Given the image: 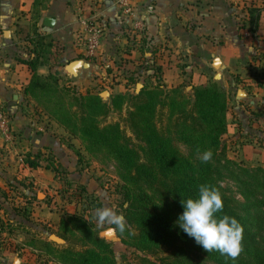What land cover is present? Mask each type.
<instances>
[{"label": "crops", "instance_id": "crops-1", "mask_svg": "<svg viewBox=\"0 0 264 264\" xmlns=\"http://www.w3.org/2000/svg\"><path fill=\"white\" fill-rule=\"evenodd\" d=\"M114 3L0 0V106L14 136L12 143L0 138V166L13 169L16 165L24 172L18 180L42 187L59 183L58 177L43 166L27 167L24 156L49 154L62 167L76 164L67 141L76 145L77 140L37 110L34 101L23 93L31 72L22 61L37 55L36 73L42 77L56 74L63 84L61 76L71 78L64 71L65 65L86 59L84 21L100 28V46L95 57L88 60L89 68L80 70L77 79L102 69L103 64L110 65L113 72L125 70L119 89L110 88L115 80L110 72L96 80L110 90L106 95L129 91L130 85H135L136 91L144 86H185L192 94L194 87L206 84L205 71L215 70L212 61L218 57V83L229 92L227 156L256 158L264 166V0H135L134 20L121 17ZM250 15L257 18L252 28ZM45 18L53 20L52 26L43 23ZM135 21L141 29L132 27ZM127 29L135 32L133 43L128 42ZM234 79L238 83L231 89ZM70 84H76L75 80ZM5 152L11 159L15 156V164L10 163L14 166L8 164ZM15 181L16 177L0 169L1 211L10 194L14 195ZM38 203L41 205V200Z\"/></svg>", "mask_w": 264, "mask_h": 264}, {"label": "trees", "instance_id": "trees-1", "mask_svg": "<svg viewBox=\"0 0 264 264\" xmlns=\"http://www.w3.org/2000/svg\"><path fill=\"white\" fill-rule=\"evenodd\" d=\"M256 20V16L250 15V28L255 27ZM22 62L31 72L23 93L34 101L36 109L60 125L70 138L80 139L86 151H105L116 161L125 183L127 206L124 209V217L127 226L133 230L130 231L126 227L125 232L132 238L133 246L142 251L168 248L171 254L162 259L160 264H184L182 259H189L192 255H200L215 264H264V250L257 246L252 236L247 233L248 220L238 212L239 202L228 194L218 179L217 167L220 163H233L226 156L222 144L227 134L229 92L216 84L196 86L193 88L190 103L176 100L179 86L173 87L171 94L166 95L161 86L156 85L152 89L144 86L135 94L129 91L110 94V101L106 102L99 92L81 93L74 91L69 85L59 84L56 74L50 73L46 77L38 75L37 55L36 58L31 57ZM230 83L233 89L238 81L234 79ZM69 94L73 104L65 108L63 97ZM53 101H56V105L50 108L48 104ZM127 101L131 102L128 106L127 122L134 135L141 138L145 144L142 147L143 159L124 143V136L118 124L99 125V117L110 111L120 110ZM158 106H168L170 122L181 142L194 153L202 154L210 150L211 160L193 161L178 151L172 137L161 133L153 122ZM73 107L77 109L71 111ZM42 162H46V165ZM23 163L32 169L43 166L58 172V164L54 159L42 157L39 153L24 156ZM201 184L215 186L223 199L222 214L236 218L242 225L241 246L245 257L231 260L218 251L206 252L175 224L182 212L180 201L195 197ZM255 205L256 203L251 204L252 207ZM251 206L246 205L245 208ZM60 218V231L71 234L81 242L79 250L69 246L61 249L51 248L60 263L116 264L108 244L92 229L86 218L65 212ZM0 222L1 233L4 225L1 220ZM61 236L67 240L62 233ZM144 261L146 264H158L148 259Z\"/></svg>", "mask_w": 264, "mask_h": 264}, {"label": "rangeland", "instance_id": "rangeland-1", "mask_svg": "<svg viewBox=\"0 0 264 264\" xmlns=\"http://www.w3.org/2000/svg\"><path fill=\"white\" fill-rule=\"evenodd\" d=\"M132 30L134 31V29ZM128 32L130 31L128 30ZM134 33H129L128 42H134L136 38ZM104 65H102V69H96L82 79H73L76 84H70L72 83V78L61 76L62 85H69L74 91L81 93L85 91L99 92L98 94L103 100L109 102L110 95H106L105 92L110 90L104 87L106 85H102L96 80L99 79L101 81L105 73L110 72L115 77L114 83L110 88L113 90L119 89V86H121L119 79H121L120 77L123 76L125 70L118 69L113 72V68L111 69L110 65ZM114 67H117V63ZM218 70L219 68L209 72L205 71L207 73L205 86L216 84L221 87L218 83L219 78L215 77L216 74H219ZM172 88L164 87L161 90L164 94L170 95ZM129 89L130 93L135 94L137 92L135 85H130ZM192 95L193 90L191 94L188 87L179 86L175 98L179 101L191 103ZM70 97L71 94L63 97L65 108L69 107V104H73ZM163 97L164 95H162ZM53 102L48 104L50 108L55 107L56 101ZM125 103L120 110L110 111L108 114L99 117V125L118 124L124 136V143L135 150L140 159H143L142 147L145 144L141 138H137L134 135L127 122V111L131 102L127 101ZM76 109L77 107H73L70 110ZM169 113L168 106L157 107V111L153 116L156 128L161 133L172 137L174 146L183 156L193 161L199 160L201 154L192 152L178 138L170 122ZM229 122L230 120L227 121V123ZM225 139L222 141L224 147L226 146ZM76 140L77 146L67 141V145L74 152L76 164L69 166L70 168L56 164L58 172L54 173L59 179L57 184H48L42 187L36 186L32 182H24L22 178L18 180L24 172L16 165L13 169L10 167L4 169L0 166L1 172L3 171L9 173L11 177H16L14 195L10 194L9 199L4 202V211L0 210V220L4 225V230L0 233V264H62L51 251V248L61 249L69 246L76 250L81 249L79 240L72 237L69 233L60 231V217L63 212L76 213L86 218L92 229L108 244L111 249V257H113L116 264H146L145 259L160 264L162 259L170 256L171 251L168 248L162 247L152 251H142L133 246L132 238L125 231L123 233L118 230L114 231V225L100 224L96 221L93 214L97 208L109 207L124 215V209L127 206L125 201V183L121 177L122 171L113 158L105 151H86L81 140L78 138ZM10 156V154L5 152L8 164H15L12 161L15 156H12V159ZM44 157H50V155L48 154ZM229 159L233 161L232 164L221 162L217 167L219 182L228 194L239 202L238 212L248 220L246 223L247 233L252 236L257 246L264 250V166L261 165L263 162L256 158L254 160L241 159L239 157ZM42 164L45 166L46 162H42ZM81 180L82 182H80ZM23 191L26 193L25 196L22 194L24 193ZM38 191L41 193V197H39L41 199L37 198ZM40 200L41 205L38 203ZM253 203H256V205L252 207L251 204ZM246 205L251 207L245 208ZM127 227L130 231H133L131 227ZM61 233L65 235L67 240L62 238ZM38 256L40 257L39 259L43 260H37ZM243 257L245 255L242 248L241 253L235 259ZM181 262L184 264H215L200 255H192L189 259H182Z\"/></svg>", "mask_w": 264, "mask_h": 264}, {"label": "clouds", "instance_id": "clouds-1", "mask_svg": "<svg viewBox=\"0 0 264 264\" xmlns=\"http://www.w3.org/2000/svg\"><path fill=\"white\" fill-rule=\"evenodd\" d=\"M211 158L210 150L200 156L202 162H208ZM180 203L182 212L175 224L184 234L206 252L218 251L231 259L239 256L242 251L243 227L236 218L222 214L224 203L215 186L201 184L195 197L186 198ZM93 215L100 224L114 225V231L123 233L126 230L124 215L109 207L97 208Z\"/></svg>", "mask_w": 264, "mask_h": 264}, {"label": "built area", "instance_id": "built-area-1", "mask_svg": "<svg viewBox=\"0 0 264 264\" xmlns=\"http://www.w3.org/2000/svg\"><path fill=\"white\" fill-rule=\"evenodd\" d=\"M115 8L117 13L125 19H135V0H115ZM83 32L85 34V49L83 59L88 62L95 57L97 50L100 46L101 30L98 26L94 25L91 21H84ZM133 28L141 29L142 25L135 21ZM264 86V81H263ZM0 138L5 141L12 143L14 136L11 133L8 118L4 113L3 107L0 106ZM22 161V158L20 159Z\"/></svg>", "mask_w": 264, "mask_h": 264}, {"label": "water", "instance_id": "water-1", "mask_svg": "<svg viewBox=\"0 0 264 264\" xmlns=\"http://www.w3.org/2000/svg\"><path fill=\"white\" fill-rule=\"evenodd\" d=\"M52 19L50 18H45L43 23L46 26H52ZM220 66V59L218 57H214L213 61H212V67L214 69H218ZM89 68V63L84 61L83 59H75L72 60L70 62H68L65 67H64V71L72 78V79H76L78 77H81V75L79 74V71L82 70H86ZM216 78H219V74L215 75Z\"/></svg>", "mask_w": 264, "mask_h": 264}]
</instances>
